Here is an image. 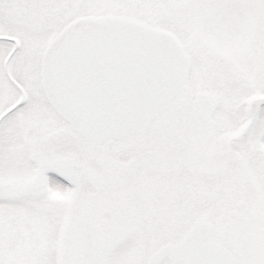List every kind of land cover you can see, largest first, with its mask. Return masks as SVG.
I'll return each mask as SVG.
<instances>
[{"label":"snow or ice","instance_id":"6c2138e0","mask_svg":"<svg viewBox=\"0 0 264 264\" xmlns=\"http://www.w3.org/2000/svg\"><path fill=\"white\" fill-rule=\"evenodd\" d=\"M0 264H264V0H0Z\"/></svg>","mask_w":264,"mask_h":264}]
</instances>
